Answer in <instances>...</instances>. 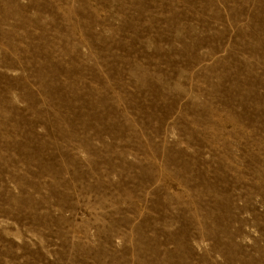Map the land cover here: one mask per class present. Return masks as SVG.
<instances>
[{
  "label": "rangeland",
  "instance_id": "374dc122",
  "mask_svg": "<svg viewBox=\"0 0 264 264\" xmlns=\"http://www.w3.org/2000/svg\"><path fill=\"white\" fill-rule=\"evenodd\" d=\"M0 264H264V0H0Z\"/></svg>",
  "mask_w": 264,
  "mask_h": 264
}]
</instances>
